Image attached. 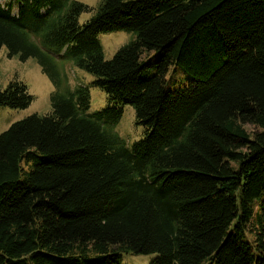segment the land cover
<instances>
[{
  "label": "trees",
  "instance_id": "1",
  "mask_svg": "<svg viewBox=\"0 0 264 264\" xmlns=\"http://www.w3.org/2000/svg\"><path fill=\"white\" fill-rule=\"evenodd\" d=\"M117 30L133 37L107 58L101 34ZM4 45L55 90L0 133V264H264V0H0ZM59 57L105 107L89 112ZM34 98L0 81V106ZM128 104L132 144L115 129Z\"/></svg>",
  "mask_w": 264,
  "mask_h": 264
},
{
  "label": "rangeland",
  "instance_id": "2",
  "mask_svg": "<svg viewBox=\"0 0 264 264\" xmlns=\"http://www.w3.org/2000/svg\"><path fill=\"white\" fill-rule=\"evenodd\" d=\"M93 7H97L101 0H80ZM91 12H84L80 16V21H86ZM133 37V33L126 30L110 31L101 34V42L104 46L105 55L111 58L116 51L125 43H128ZM63 71L64 68L68 74L70 83L75 85L79 80L84 84L89 85L92 102L89 112L100 110L107 105V94L97 85H92L91 81L95 76L87 70L73 64L66 58H57ZM191 78V77H190ZM14 79H19L27 83L30 92L34 95L32 103L25 108H12L6 105L0 106V133L5 131L14 122L21 120L34 113L44 114L51 110L52 93L55 90V85L51 78L43 72L37 58L30 57L22 60L19 56H10L8 49L4 45L0 49V81L3 87H7ZM168 86L175 89L181 86L187 79V74L184 70L176 65L172 66L168 75ZM250 126V125H249ZM115 129L120 136L128 143L144 136V127L137 124L135 117V107L131 104L124 106V113L115 125ZM151 255H137L134 253H126L123 262L125 264H150Z\"/></svg>",
  "mask_w": 264,
  "mask_h": 264
}]
</instances>
